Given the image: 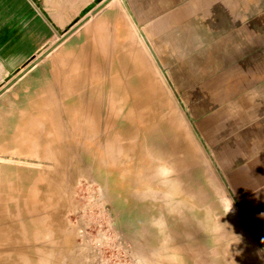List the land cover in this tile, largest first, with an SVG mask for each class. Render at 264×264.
<instances>
[{"label": "rangeland", "instance_id": "rangeland-1", "mask_svg": "<svg viewBox=\"0 0 264 264\" xmlns=\"http://www.w3.org/2000/svg\"><path fill=\"white\" fill-rule=\"evenodd\" d=\"M205 5L170 25L128 22L172 119L182 124L179 135L156 137L147 159L162 173L153 168L143 188L124 191L106 162L77 151L47 149L42 159L22 151L20 130L31 113L35 138L46 133L42 115L56 117L73 98L82 100L80 111L95 103L104 111L108 74L122 73L123 49H111L110 66L97 50L48 57L0 94V149L10 158L0 166L12 167L15 185L12 194L0 190V264H264V0ZM230 45L250 53L227 60ZM110 155L112 164L117 154Z\"/></svg>", "mask_w": 264, "mask_h": 264}, {"label": "bare ground", "instance_id": "bare-ground-1", "mask_svg": "<svg viewBox=\"0 0 264 264\" xmlns=\"http://www.w3.org/2000/svg\"><path fill=\"white\" fill-rule=\"evenodd\" d=\"M127 42V50L129 54L125 57L123 56V69L120 71L122 73H117V71L113 70L109 71L110 73L108 74L107 78L108 94L107 97L103 100L105 105L104 111H98L102 108L101 107L99 109L100 105H103H99L98 103H95L93 105H90V103V106H88L89 110L83 109V111H80L79 107L83 106L82 100H74L73 98V100L67 102V106L69 107V109L67 108V110L63 111L61 110V108L57 107L55 111V114H57L56 117L45 115L46 113L42 115L43 117L41 118V121L47 124L46 133H40L35 138H33L34 131L40 130L33 128L32 123L34 119L30 118L32 114L31 113L28 117L25 118L26 128L23 127L20 130V136L24 137V139L26 140L22 142V145H25L24 149H22L23 152L27 154L31 153L32 155L34 154L37 159H42L43 157H49L47 149L64 148L70 151H77L81 154L89 156L90 159L99 161L102 164L106 162L108 175L112 179L117 180L116 182L121 183L122 189L124 191L128 193L132 192L134 188L132 189L131 186L134 183H142L141 188L144 187L143 181L148 179V174H152L151 172L154 168V165L157 163L155 159L154 161L151 160V156L153 153L152 146H155L154 143L156 142V137L160 132L171 133V131H174L175 133H177V135H179L181 133L182 124L172 119V115L168 110L169 106L167 97L164 96L166 94H163L160 87L158 86V79H156L153 73H151L150 70L147 69V62L143 58V53L140 54L137 52V48L136 50L134 49L135 47L133 48L131 40H128ZM128 64L129 67L127 68ZM156 70L157 69H155V71ZM154 73L159 74L158 71ZM73 75H77V72ZM127 76L130 77L127 78ZM167 111L169 113H167ZM66 114L70 115L69 118L66 117ZM178 114V116H180L179 111ZM2 136H4V134ZM102 136L103 140H101ZM33 149H36L37 152H33ZM2 150L3 149H0V160L2 158H4L5 160H10L9 156L7 157L5 156L6 154H3L1 152ZM6 150L7 149H4L3 151L5 152ZM103 150L109 153V155H112V153H114L113 157L117 154L116 157L112 159V164L108 163V158H105L104 156L106 152L104 151L105 153L103 154ZM118 153L120 154L118 155ZM130 154L134 155L135 157L130 159ZM121 155L124 156L122 157V159H127L126 162H121ZM147 155L151 159H147ZM61 160L59 162H62ZM11 168L12 167H10L9 170H6L5 165L2 167L0 166V190L6 191V193L10 191V193L12 194L13 190L15 189V185L12 180L13 178L9 177L7 173V171H12ZM159 169L160 168H157V171L156 168H154V174H156V171L158 174V172H160ZM160 170L162 173V169ZM118 171H123V173H120L118 175ZM29 173L30 172L27 171L26 176L27 178H31L32 180L35 176L31 175L30 177ZM39 173L40 174H37V176L35 177L38 180L45 176L44 171H39ZM119 187L121 189V186ZM28 188L29 187H27V191ZM84 258L86 259V256Z\"/></svg>", "mask_w": 264, "mask_h": 264}, {"label": "crops", "instance_id": "crops-1", "mask_svg": "<svg viewBox=\"0 0 264 264\" xmlns=\"http://www.w3.org/2000/svg\"><path fill=\"white\" fill-rule=\"evenodd\" d=\"M205 7V0H0V86L13 82L14 76L22 74L37 58L44 57L31 69L70 49L78 55L100 51L96 55L108 57L110 66L111 49H123V56L127 55V41L131 40L128 22L170 25L176 23V17H187L192 9ZM150 31L158 33L157 29ZM231 46L223 54L227 60L250 53V49Z\"/></svg>", "mask_w": 264, "mask_h": 264}, {"label": "water", "instance_id": "water-1", "mask_svg": "<svg viewBox=\"0 0 264 264\" xmlns=\"http://www.w3.org/2000/svg\"><path fill=\"white\" fill-rule=\"evenodd\" d=\"M47 55V54H46ZM45 55V56H46ZM44 57H39L35 60V62L32 64V66L28 67L26 70H24V72L22 74H18L15 77V80L9 84H7L6 86H4L1 90H0V94L4 91H6L14 82H16L17 80H19L25 73H27L33 66H35L36 64H38Z\"/></svg>", "mask_w": 264, "mask_h": 264}, {"label": "clouds", "instance_id": "clouds-1", "mask_svg": "<svg viewBox=\"0 0 264 264\" xmlns=\"http://www.w3.org/2000/svg\"><path fill=\"white\" fill-rule=\"evenodd\" d=\"M232 206H233V200H232V198H231V201H230V203H229V205H228V209H229L228 212L232 209ZM232 231H233V230H232ZM233 233L236 234L234 231H233ZM236 235H238V236L240 237V239H239L238 241H234V242H233V245H234V244H239V243L242 241V239H243L242 236H241L240 234H236Z\"/></svg>", "mask_w": 264, "mask_h": 264}]
</instances>
